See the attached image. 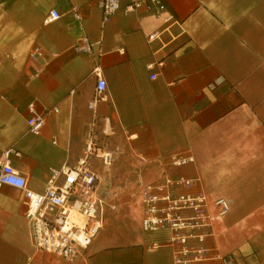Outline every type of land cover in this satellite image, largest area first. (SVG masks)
Instances as JSON below:
<instances>
[{
  "label": "crops",
  "instance_id": "crops-1",
  "mask_svg": "<svg viewBox=\"0 0 264 264\" xmlns=\"http://www.w3.org/2000/svg\"><path fill=\"white\" fill-rule=\"evenodd\" d=\"M101 1L0 0V161L9 152L38 195L85 162L108 206L98 237L67 262L34 247L25 192L0 188V264H175L172 232L142 226V186L167 176L200 177L211 201L230 200L213 245L232 264H264V0H161L163 11L120 0L107 24ZM53 10L62 17L45 25ZM84 37L90 53L76 49ZM98 67L107 91L93 111ZM32 103L49 113L40 134ZM179 155L194 162L173 167Z\"/></svg>",
  "mask_w": 264,
  "mask_h": 264
},
{
  "label": "built area",
  "instance_id": "built-area-1",
  "mask_svg": "<svg viewBox=\"0 0 264 264\" xmlns=\"http://www.w3.org/2000/svg\"><path fill=\"white\" fill-rule=\"evenodd\" d=\"M101 6L103 22L107 24L120 10V0H102ZM142 8L163 11L165 6L161 0H130L129 10ZM80 10L74 7V19L79 22L82 20ZM61 17L59 11L53 10L44 24L49 25ZM160 35L157 31L149 38L158 39ZM76 49L90 53L92 47L84 37ZM41 56V49L32 53L34 59ZM93 74L97 77L96 97L89 108L95 111L98 102L106 99L107 81L99 67ZM151 78L155 80L157 75ZM28 111L31 131L40 134L49 113L39 112L35 103L29 105ZM9 157L10 153H5L0 161V188L9 186L25 192L26 217L31 224L34 247L67 262L82 257L102 231L108 207L98 193V174L87 168L85 162L76 168L65 167L52 174L46 192L38 195L29 190L27 179L10 164ZM96 157L105 166L115 163L114 152L108 150L97 151ZM193 162V157L179 155L172 158L171 165L180 168ZM142 201L144 231L172 232L169 244L175 250V264H232V259L213 245L215 221L230 213L231 201L224 198L211 201L200 177L167 176L159 183L144 184ZM110 208L116 209L114 205Z\"/></svg>",
  "mask_w": 264,
  "mask_h": 264
}]
</instances>
